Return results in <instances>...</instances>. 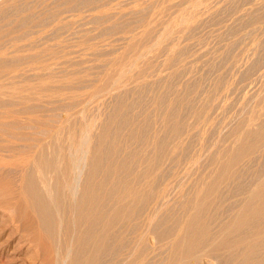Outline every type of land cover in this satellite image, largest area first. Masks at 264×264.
Returning a JSON list of instances; mask_svg holds the SVG:
<instances>
[{"label": "rangeland", "instance_id": "374dc122", "mask_svg": "<svg viewBox=\"0 0 264 264\" xmlns=\"http://www.w3.org/2000/svg\"><path fill=\"white\" fill-rule=\"evenodd\" d=\"M54 1H56V2L53 3V0H25V1L24 0H0V17H1L0 19H2V17L4 16V13L6 11H7L5 14L6 17H7V13L9 14V17L7 19L4 16L3 17L4 19H2L3 21H0V28H1L0 32H2V33H0V45H3L4 47L7 46V47H5L6 50L3 51L4 53L1 52L0 54H1V56L5 55L4 57H7L8 60L13 59L12 60L13 62H19L20 63V64L18 63V71L11 73L10 76L14 75V74L15 75L21 74L20 75V77H21L24 75L22 78H20V77H19V79L16 78L15 79L16 82H20V81L22 82L26 78H30V79L34 80L35 84L36 83L38 84L37 86L43 85L47 89V90H44V91H42L38 94H35V95H32L33 91H31L30 89L28 91L22 92V94L26 95L27 97L31 95V99H29V100H31L30 102H32V103H30V102H26V103H28V104L38 103L40 106L42 104L43 106L45 105L44 106V108H45L47 104L46 103L44 104V101L47 102L48 101L47 99H49V98L50 99L53 98L56 101L58 98V97L54 98V96H57L56 93H55V95H53V93H49V92L50 91L55 92V90H57V89L59 90L60 89L59 87H61V86H66L65 93L67 94L66 96H68V98H69V100H68V98H66L65 100H60L61 104H60V102L58 103L59 100H57V102H56L57 104L55 103L54 105H51L57 109L56 111H54L55 109L53 107L51 108L50 106H48L49 104L47 105L48 109H50L49 112H47L48 113L47 116L50 114L49 117H47V118H50L53 120L51 123H53L54 125L53 124H50V125H52V127H53V129H51V130H54V131L50 130L48 132L49 134L47 133L43 137L41 136L42 139L40 137L39 138L37 137V139H39V140L35 139V140H37L35 143L36 149H34L35 147L33 148L34 151L32 149L33 153L31 151L30 156H32L31 154H33L35 156L38 153V150H37L38 145L48 146L47 154L50 156L56 157L57 163L54 165V167H55V170L57 169L56 171L59 173V175H62L61 173H62L63 166L65 163L63 161L64 156L66 155L67 159H69V158L71 159V156H70L71 152H73V154L76 155L80 151V148H81L80 145L83 143L82 146L85 144L84 147L87 146L90 150L88 156L89 155L90 156H93V155L96 156L98 154L103 156V162L106 163V164L103 163L105 166H107V160H109L108 165L111 164L112 161L114 160L113 166H115V167H117L116 165H119V164H122L125 162L126 163L125 166L130 169L129 173H128L129 177L127 176V174L124 176V178H123V176L118 177L116 172L111 171L108 178L111 179V182L118 180L119 185H122V186L124 185V188H128L131 185L129 187L130 191L132 189H133L132 191H134V192H136L138 190L139 192L136 195V197H138V198H136V199H139V201H141L140 194L147 187L149 188L148 182L146 181L148 179V178H146L147 174H144V173H146V170L148 168V159H149V156L153 155L152 153H154L155 150L158 148L157 147L158 145H156L155 143L153 144V142H155L157 138H161V139L162 138L163 139L168 138L171 134L170 130L172 128V125L174 127V125L180 124L183 133L180 137H178L176 139V142L178 141L176 143V144H178V148L175 149L173 152V146L174 145L168 144L167 147H166V145L164 146V151L165 152L167 151L166 153L169 152L168 155L171 154L170 155L171 157L173 156L172 157L173 161L175 158H176V160L178 158L179 161L178 162H176V161L168 162L169 160H172V158L170 157L169 160L165 158L163 161L164 163H162V165L160 166L161 170L159 169L157 171H154L152 169L154 172H156L155 174L160 173V176H161L159 178L160 182L158 181L159 184L161 183L160 185L166 184L169 181L166 177H168L170 179L178 167L179 168L177 171H180L178 173L179 175L176 178L177 180L174 183L175 186L176 187L178 186V187L175 188L174 192L172 193L174 195L173 196L171 195L172 198L169 201L170 203H168V205H166L168 207L167 208L168 211L165 209L166 206H164L165 208H162V210L165 209L164 212H162V210H160L158 213L160 215L158 216V214H157L158 217L157 216L156 217L159 218V221L162 220L160 222L161 224L163 223L165 225H171L172 224L171 222H173L175 224V221H177L178 223L176 222L175 225L182 224V226H183L184 225L183 223L186 222L185 220H187L188 218L194 219L195 218L194 214L198 211L201 214L202 220H210L211 219L212 221L211 220L210 221L212 224H216L217 220L220 219V217H221V221L218 220V222H220L222 224H226L228 222L229 223L230 222L231 223H233V222L237 223V221L239 222L238 217H237L239 210L241 211L243 209L242 207L245 208L246 204H248L249 202L253 203V201H254V199L251 198V196H249L251 190L253 188L259 187V185L261 186L264 183V174H263L264 173V163H263L264 162V149H263L264 148V145H263L264 139L260 143V144L263 143L261 146H259L260 150H258L259 148L256 149L257 153L255 152V154L252 158L249 159L248 157H246L243 160H241V162L245 161L246 163L242 162L243 164L240 163L239 165H235V167H233L231 165V162H230L236 153H240V152L246 150L250 144H253V143H251L252 141L255 142V140L264 133L263 132L264 131V126H263L264 123H262V122H264V0L263 1L262 0H229V1L228 0H154V1L153 0H101V1H99V0H95V1L94 0H87L90 3V4L87 3L88 6L87 5L84 6L87 2L86 0H84L86 2H84L83 0H80V1L78 0V2L81 4L83 2L82 5H80L77 2V0H73V1L72 0H70V1L65 0L66 3L64 2V0H54ZM74 1H76V2H74ZM92 1H94L93 2L94 4L92 3ZM259 1H261V2H259ZM18 2L20 5L17 4ZM22 2L24 3V6H23ZM27 2L30 3L31 6ZM57 2H61V3L60 4L58 3V5H55V4H57ZM99 2H101V3H99ZM147 2H150L151 4L147 3ZM73 3H74V5H73ZM107 3H108V7H107ZM257 3L259 4V6H257L258 5ZM65 4L67 6H65ZM97 4H99V6H102L104 8L98 7ZM42 5H44V6H42ZM54 5H55V7H54ZM92 5L95 8H93ZM147 5H148V7H147ZM74 6H76V8H74L75 11L72 8ZM89 6H91V7H89ZM52 7L54 8V10H52L53 9ZM62 7H65L64 12L62 11L63 10ZM96 7H98V8H96ZM253 7H255V8H253ZM48 8H49V10H48ZM77 8H78V11L76 10ZM105 8H106V10H105ZM187 8H188V10H187ZM56 9H58V11ZM65 9H67V12ZM93 9H95V10H93ZM138 9H142V10H138ZM164 9H166L165 10V12L167 11L166 13L163 11ZM102 10H104V11H102ZM130 10H131V12H130ZM136 10H137V13H136ZM9 11L12 13L13 17L11 16V13ZM29 13H31V15H33V13H34V15L31 16ZM54 13H55V15H53ZM106 13H109V14H106ZM134 13H136V14H134ZM140 13H142V14H140ZM199 13L201 14V16H199L200 15ZM121 14H123V16ZM25 15H28V17L30 15V18H28L27 16H26L27 18L24 17ZM36 15H37V17H35ZM62 15H63V17H62ZM94 15H95V17H97V19L94 18ZM65 16H66V18H65ZM196 17H198V18H196ZM31 18H33V19L31 20ZM7 20H9V22ZM27 20L30 22L32 21L31 23L28 22L31 24V27L27 23ZM121 20H122V22H121ZM197 20H198V22H197ZM12 21H14V22H12ZM143 21H145V22L143 23ZM23 22H25L26 24ZM58 22H60V23L58 24ZM117 22H120V23H117ZM37 23L38 24L40 23V25L36 26ZM32 24H34V26ZM67 24H68V26H67ZM118 25H120V26H118ZM143 25H145V26H143ZM7 26L9 28H7ZM125 26H127V27H125ZM168 26L170 27V29ZM189 26H190V28H189ZM193 26H195V27H193ZM57 27H59V28H57ZM119 27H121V28H119ZM5 28H7V29H5ZM10 28H11V30H10ZM14 28H16V29H14ZM18 28L20 30H18ZM65 28H66V30H64ZM172 28H174V29H172ZM176 28H177V30H176ZM34 29H36V30H34ZM171 29H172V31H170ZM62 30H64V31L62 32ZM178 30H180V31H178ZM190 30L192 33L190 32ZM19 31L21 33L23 32V34H21ZM29 31H32V32L30 34H27L26 32L29 33ZM169 31H170V34H169ZM35 32L38 34H36ZM32 33H34L35 36ZM31 34L33 35V38L31 36ZM106 34H107V36H106ZM2 35L4 37H2ZM7 35H9V36H7ZM21 35H23V36H21ZM114 35H116V36H114ZM150 35H151V37H150ZM163 35L165 37V40L162 39V41H161V38L163 37ZM90 36H91V38H90ZM166 36H167V39H166ZM5 37H7V38H5ZM36 38H37V40H36ZM15 39H17V40L19 39V40L17 41ZM21 39H22V41H21ZM13 41H14V43H13ZM176 41H178V42H176ZM202 41H203V43H202ZM17 42H19V43H17ZM146 42H147V44H146ZM161 42H163V43H161ZM8 43H9V46H8ZM36 43H37V45H36ZM18 44H19V46H18ZM21 44H23V45H21ZM31 44H33V45H31ZM141 44H142V46H141ZM12 45H14V46L16 45L15 48L11 47ZM37 46H39V47H37ZM156 46H157V48H155ZM173 46H174V48H177V50H175L173 48ZM28 47L31 49V51L28 50L29 49ZM144 47L148 48L146 50L147 53H145L146 51L144 49H146V48H144ZM180 47H182V49ZM149 48L150 49L152 48V49L150 50ZM161 48H163V50ZM53 50H56V51H53ZM183 50H185V52H183ZM55 52H57V53H55ZM172 53H173V55H172ZM42 54H45L47 57L43 56ZM28 55H29V57H28ZM9 56H10V58H9ZM37 56H38V58H37ZM48 57H49V59H48ZM175 57L179 58V59H176ZM15 58H17V59H15ZM32 58H33V60H32ZM131 58H132V61L130 60ZM168 58H171V60L173 58L174 59L172 61H170V59L167 60ZM254 58H255V60H253ZM175 59H176V61H175V65H174L173 62ZM27 60H30V61H27ZM54 60H55V62H54ZM57 60H58V62H57ZM120 60H121V63H120ZM42 61L44 63L48 62V66H50L52 63L53 64L50 67L47 66L48 70L46 68H45L46 70L41 69V71L39 68L35 69L34 67H36V66L38 67V65L41 66V64H43V63H41ZM166 61H167V64H166ZM21 62H24L25 64L21 63ZM49 62H51V63H49ZM34 63L36 66L34 65ZM37 63H38V65H37ZM171 63L173 65H170ZM167 65H170V66H167ZM31 67L34 69H32ZM142 67H145V68L142 69ZM178 69L179 70L182 69L183 71L180 70L181 71V73H180V71ZM23 70L25 71L26 74H23V72H24ZM137 70H138V74L136 72ZM256 70H258V71H256ZM41 72H42L41 76L45 72V74L42 77L40 76ZM46 72H51V73L54 72V73L48 74ZM135 72H136V75H135ZM31 73H34V75H32ZM61 73L63 76L61 75ZM139 74L140 75L144 74L143 75L144 77L143 76L141 77ZM48 75H50V76H48ZM52 75H54V76H52ZM55 75H57V76H55ZM60 75H61V77H60ZM72 75H74V76H72ZM25 76H27V77H25ZM139 76L141 77V79H139ZM46 77L47 78L53 77L54 78V79H52L53 82H50L51 80L49 82L47 81L48 83L45 81L41 82L40 79L46 78ZM56 78H58V80L62 79V81L61 80L58 81ZM68 78H69V82L66 81V80H68ZM63 79H64L66 84L63 83L64 82ZM114 79H115V81H113ZM9 80H11V79H8V81ZM54 80H57L58 82L54 81ZM120 80H121V82H120ZM8 81L5 80L6 84ZM1 82H3V81H1ZM78 82L81 84H79ZM59 83H61V85H59ZM107 83H109V84H107ZM56 84H58L59 86L56 87L57 86ZM141 84H142V86H144L143 89L141 88L142 87ZM104 85L106 86V87H104V89H106L105 91H103ZM112 85H113V87H112ZM117 85L119 86L118 88L116 87ZM49 86L50 87L52 86V87L50 88ZM47 87H49V88H47ZM137 87H139L140 89ZM53 88H54V90H53ZM93 88H94V90H93ZM90 89L92 91L91 93L94 95V96H92L93 99H91V97H90L92 95L90 93ZM95 89H97L98 94L96 93ZM107 90L109 93L106 92ZM127 91H128V94H127ZM139 91H140V94H139ZM72 92L77 97L76 96L74 97ZM114 92H115V97H114ZM41 93H43L42 95L44 97L41 95ZM87 93H88L87 96H89L88 98H86ZM123 93H126L127 95L123 94ZM2 94H3V96H2ZM2 94L0 95L1 99H3V101L8 100L7 98H9V96H8L7 92H4ZM47 94L51 95V97L47 96ZM116 94H117V96H116ZM96 95H98V96H96ZM140 96H142V98ZM184 97H186L185 100H184ZM84 98H85V100H83ZM194 98H195V100H194ZM39 99H40V101L44 100V99H46V100L41 101V102H43V103H41L39 101ZM88 99H90V100H88ZM162 99H164V101ZM29 100H27V101H29ZM81 100H83L82 101L83 104H80V103H82V102H79ZM120 100H121V102H120ZM137 100H139V101H137ZM191 100H193V101H191ZM62 101H65V102H62ZM176 101H178V102H176ZM78 102H79V104H78ZM64 103H66V104H64ZM122 104H124V105H122ZM130 104H132L131 105V106H133L132 108H131ZM59 106H62V107H59ZM75 106H76V108H75ZM175 106L177 109L175 108ZM178 108H180V109H178ZM76 109H78V110L75 111ZM170 109H172V110H170ZM1 110L3 111L5 109L2 108V109H0V111ZM169 110H170L171 115H172V116H170L171 119H169L170 124L168 123L169 126H166L163 128L161 126H162V123L165 120L167 114L170 113ZM173 110H175V111H173ZM74 111L77 114H74ZM160 113H161V115H160ZM201 113H202V115H201ZM163 114H164V116H163ZM121 115H123V116H121ZM117 116L122 117V121H120V118ZM124 116H126V117H124ZM65 117H67L66 118L67 123H69L73 120L71 123L73 124V122H74V127H75L74 130L77 133L79 132V134H80L81 132H83V134L81 133L82 134L81 139H79L80 137H78L80 135H77V133H76V135H77L76 141H78V142H76V144L75 143L73 144L71 142L70 134L72 131L70 132L69 129H66L67 132L65 130L64 134L60 133V136L57 132V129L59 127L63 126L62 124L65 121L64 120ZM179 118L181 121L179 120ZM259 118H260V120H257ZM70 119H72V120H70ZM90 119L91 120L93 119L92 120L93 122H91ZM113 119H115V120H113ZM172 119H174V121ZM261 119H263V121L258 122V121H261ZM124 120L125 121L128 120V121L125 122ZM114 121H116V123H117V121L118 122L120 121L119 126H120L121 130L119 129V126H117L118 123L116 125V123ZM105 122H106V124H105ZM128 122H129V124H128ZM137 122H138V124H137ZM147 122H148V124H147ZM87 123L93 124L94 128L92 127L91 124H89L87 126ZM102 123H104V125ZM120 123H121V125H120ZM257 123H259V125ZM261 123L263 125H261ZM77 124H80V125H77ZM123 124H124V126H122ZM134 125H136V126H134ZM170 125H171V127H170ZM78 126H79V128H77ZM103 126H104V128H102ZM143 126L145 128V129L143 128L144 130L142 129ZM259 126H260V128H258ZM99 127H100V129H99ZM108 127H110V128H108ZM123 127H125V128L123 129ZM138 128H140L141 130ZM256 128H258V129H256ZM152 130H154V131H152ZM135 131H136V133H135ZM118 132H119V134H118ZM252 132H254V133H252ZM66 133L68 135H66ZM91 133H93V134L91 135ZM127 133H129V134H127ZM245 133H246V135H245ZM150 135H152V136H150ZM117 136H118V138H117ZM244 136H245V138H244ZM88 137H90V139L93 137L94 138L92 140H89ZM110 137H112L114 139L111 140ZM84 138L87 139L86 143H85V141H83V140H86ZM249 138H250V141H249ZM253 138H254V140H253ZM147 139H148V141H146ZM238 139L240 142L238 141ZM242 139H243V141H242ZM91 141H92V144H91ZM105 141H106V143H105ZM37 142H38V145H37ZM88 142L90 143V145ZM107 142H108V144H107ZM119 143H120V145L122 144L121 147L119 146ZM148 143L150 145H148ZM103 144H105V145H103ZM188 144H190V145H188ZM171 146H172V148H171ZM235 146H236V148H235ZM145 147H146V149H144ZM122 148H123V150H122ZM182 148H184V149H182ZM99 149H102V150L99 151ZM103 149L105 150V152ZM107 150H109V151H107ZM147 150H150V151H147ZM224 150H225V152H227L226 154H225ZM106 151L108 152V154ZM219 151L223 152V154L219 153ZM115 152H117L118 155ZM229 152H231V155ZM62 153H63V156H62ZM228 153L230 155L229 157H228ZM109 154L113 155V156L116 155V156L114 157L113 160H110ZM210 154H212L213 156ZM218 154H219L218 158L223 155L219 160H218L217 156H215ZM183 155L186 157H184ZM224 156H227V158L225 159ZM121 157H122V160H121ZM180 158L183 161L182 160L180 161ZM215 158H216V160H215ZM124 159H125V161H124ZM135 160L137 161L136 163H135ZM127 161H129V162H127ZM130 161H131V163H130ZM208 161H209V163H207ZM219 161H223L224 163L219 162ZM167 162L169 163V165ZM172 162H173V165H175V167L172 165ZM181 162L182 163L184 162V163L182 164ZM127 163L129 166L127 165ZM178 163L179 164L181 163V164L179 165ZM220 163H222L223 165H221ZM200 164H201V166H199ZM226 164L229 167H227ZM171 166H173V167H171ZM187 166H188V168H187ZM131 167L133 170L136 167V169L133 171L134 173L132 172ZM170 167L172 169H170ZM181 168H183V169H181ZM163 169H164V171H163ZM220 169H221V171H220ZM14 170H15V172H14ZM141 170H142V172H141ZM168 170L170 171V173H167ZM139 171H140V173H142V175L139 173ZM177 171L175 174H177ZM182 171H184L185 174L181 175L183 173ZM227 171H229V172H227ZM253 171H254V173H253ZM130 172H132L133 174H130ZM154 172H153V174H154ZM161 172H162V174L164 173L163 176H166L163 178V180H162ZM244 172H246V173H244ZM18 173H19V170H16L14 168H10V167L0 168V190H1L0 191V264H65V262H66V264H72L69 262V260H64L65 258H64L63 253L65 251V242H66L65 240H69V239L74 240L77 237L74 235H76L78 232L73 231L74 233L72 232L68 236H67V234L65 235V229H62L64 227L63 226L64 223L60 222V220L58 222L59 226L57 225V227L55 229L45 230L42 226L39 225V218H38L37 214H32V213L28 214L25 210H23L19 206V204L17 203V199H16V189H17V184H18V179H19L18 177L20 174V173L19 174ZM222 173H223L224 178L226 175L228 176L229 174L233 175V174L239 173V175H237L238 176L237 179H235L236 178L235 177V178L228 179V181H227L225 178V181L221 182L222 180H224V178L222 177ZM99 174H98L97 178H96V175L94 177H92V180L94 182H96V180H98V177L102 176V172H99ZM190 174H191V177H190ZM112 175H115V177ZM145 175H146V177H145ZM217 175H220V176H217ZM126 176H127V178H126ZM73 177H74V168L71 167L70 170H68V172L66 173L65 177L63 176V178L62 177L60 178L61 182L63 180L66 181V184H67L65 186L66 189L63 187L66 193H68V191L70 190V188L74 184L73 183ZM138 177L140 178V180ZM116 178H118V179H116ZM119 178H120V181L122 183L119 181ZM126 179H127V181H126ZM160 179L162 180V182ZM165 179L167 180V182L166 181L164 182ZM211 180L213 183H211ZM64 181H63V183H64ZM123 181H125V182H123ZM239 181L240 182L243 181V182H241L242 185ZM135 182L137 185L135 184ZM163 182H164V184H162ZM217 182H219V184H217ZM125 183H126V185H125ZM210 185L214 186V187L212 186L210 188L211 190H209ZM237 185H238V187H239V185L242 186L243 190L245 189L244 191H246V193H244L242 191V188L239 189V192H238ZM2 186H3V188H2ZM232 188H234V189L232 190ZM226 189H227V191H226ZM224 190L226 192H224ZM240 190H241V192H240ZM130 191L129 192L127 191L128 196H124V198L126 197L125 199H123V197H120V196L114 194V197L111 198L110 205L113 206V204H114V206H113L114 208L116 205V206H121V207L124 206L123 207L124 210L128 209L135 200L134 192H130ZM235 192H236V194H235ZM206 193H208V194H206ZM221 193L222 194L225 193V194H223L224 197L228 198L226 201V203H227L226 205L223 204V199H225V198L223 196H222V198H220ZM229 193H231V195H229ZM239 193H241V194L239 195ZM200 194H202L203 197L200 196ZM217 194H219V195H217ZM207 195H209V196H207ZM226 195H229V196L226 197ZM201 197L203 198L202 200H201ZM214 197L215 198L217 197V199H215ZM114 199H116V200H114ZM221 199H222V202H221ZM180 200H181V203L179 202ZM215 200H217L216 206H215L216 202H213ZM172 201H175V202L172 204ZM195 201H196V204H195ZM186 202L188 204H190V206H188V204ZM230 202H231V204H230ZM125 203H126V205H125ZM205 203L208 205H206ZM219 203H221L223 205L219 206L220 205ZM237 203H238V206L237 205L235 206L234 204H237ZM169 204L171 206H169ZM192 204L195 208L192 206ZM211 205L212 206L214 205V206L212 207ZM203 206H204V209H203ZM223 206H226V208H227V210H225V212H223L227 215L220 214L217 219H216V217L212 216L213 212L219 211V209H221V208L222 209L225 208ZM189 207H191L192 209ZM188 208L190 209V211ZM205 208H207V209L205 210ZM229 208H233V209H229ZM199 209H200V211H199ZM76 211H77V209H76ZM202 211H204V212L202 213ZM226 211H227V213H226ZM206 212L210 213V215H207ZM75 213H77V212H75ZM229 213H230V215H228ZM74 215H76V214H74ZM221 215H223V216H221ZM209 216L214 217V218H210ZM170 218H172V219H170ZM173 218H175V219L178 218V220L177 219L174 220ZM215 219H216V221H215ZM137 220L139 221L140 219L139 218L135 219V221H137ZM124 222H125V224L127 223V225H128L127 220L123 221V224H124ZM259 223H262V222H259ZM174 224H172V225H174ZM259 229H260V231H258ZM261 229H263V230H261ZM120 230H122V226L120 227ZM248 230H249L247 232L248 235L251 236L250 234H252L250 239H254L255 242H258V240L261 239V235L262 236L264 235V225H263V227H260V228L252 227V229H251V227H249ZM99 232H100V234H102V231H99ZM99 232L93 231L90 234L91 236L89 235L90 242H89V246H88L89 248L87 250H89V252L91 251V253L94 252L95 243L98 241V238L100 237ZM257 232H259V233H257ZM174 236H175V234H174ZM174 236L172 235V239L174 238ZM133 237H134L133 234L130 233V236H129L130 240H128V236L126 238L127 242L130 244L129 249H131V250L138 247L137 246L138 243L134 239H132ZM170 237L171 236H169L167 238V240ZM255 237L257 239H255ZM248 239L249 238H247V240ZM109 240H112V238H110ZM109 240H108V242H112V241L115 242L117 240V238L113 237L112 241H109ZM167 240L165 239L164 241H167ZM170 240H171V238L169 239V241ZM147 241H148L147 244L148 245L150 244L149 249H151V248L155 249L154 246H156V244H155L156 240L152 236H149ZM169 241L163 243L161 245V248H159L157 250L153 249V251H151L152 250L151 249L150 252H152V253L149 254L148 257L144 259V261H142L143 259H136V257L132 256V255L127 258L126 256H129V255L125 256L124 255L125 253L124 254L120 253L119 255H115L114 253H112L111 250L107 251L106 258L108 261L104 264H110L111 261L119 260L120 257H121V259H122V257L123 258L125 257L128 261H130V262L132 261L130 264H143V263L147 264L148 262H149L148 264H154L155 262H156L155 264H157V263L165 264L166 262H168V261H166V259H169V256H170L169 253H171V251L173 249L171 247L172 242L168 243ZM260 241L261 240H259V242ZM130 242H132V243H130ZM166 244L169 245V248ZM90 246H91V248H90ZM73 247H74V249H72V250H76L75 245ZM130 247H134V248H130ZM157 251H159V252H157ZM259 251H261V252H259ZM262 251H263V249L258 250L256 252V255L257 256L259 255L262 257V255H264V251L263 252ZM153 252H155V253H153ZM110 253H112V254H110ZM260 253H262V255ZM154 254H156L157 256ZM108 257L110 259L111 258L112 259L109 260ZM132 257H133V259H132ZM162 257L164 258V260ZM200 257H201L200 258L201 264H219L215 257L205 256V255H200ZM125 258L123 260H121V259L120 260L124 262ZM185 259H186V261L190 260L191 262L194 260L192 258H185ZM127 260H125V261H127ZM153 261H155V262H153ZM231 262L232 261H230V263L228 262L227 264L235 263L234 261L232 263Z\"/></svg>", "mask_w": 264, "mask_h": 264}, {"label": "bare ground", "instance_id": "6f19581e", "mask_svg": "<svg viewBox=\"0 0 264 264\" xmlns=\"http://www.w3.org/2000/svg\"><path fill=\"white\" fill-rule=\"evenodd\" d=\"M25 1V0H24ZM70 1V0H68ZM73 1V0H72ZM80 1V0H79ZM84 1V0H83ZM87 1V0H86ZM84 1V2H86ZM95 1V0H94ZM92 1V3L94 2ZM101 1V0H99ZM154 1V0H153ZM229 1V0H228ZM263 1V0H262ZM7 2V1H6ZM12 2V1H11ZM56 2L53 0V3ZM62 2V1H61ZM61 2H57V4L55 5H58V3L60 4ZM65 2V0H64ZM76 2V1H74ZM78 2V0H77ZM98 2V1H97ZM151 2V1H150ZM150 2H147V3H150ZM156 2V1H155ZM154 2V3H155ZM158 2V1H157ZM261 2V1H259ZM2 3V2H1ZM4 3V2H3ZM21 3V2H20ZM23 3V2H22ZM28 3V2H27ZM66 3V2H65ZM69 3V2H68ZM79 3V2H78ZM87 3H89V1L86 2V4L84 6L87 5ZM96 3V2H95ZM101 3V2H99ZM232 3V2H231ZM238 3V2H237ZM7 4V3H6ZM19 4V2L17 3ZM26 4V3H25ZM30 5V3H28ZM80 5L82 4L79 3ZM90 4V3H89ZM94 4V3H93ZM104 4V3H103ZM151 4V3H150ZM153 4V3H152ZM158 4V3H157ZM249 4V3H248ZM258 4V3H257ZM20 5V4H19ZM54 5V7H55ZM74 5V3H73ZM170 5V4H169ZM232 5V4H231ZM239 5V4H238ZM263 5V4H262ZM8 6V5H7ZM23 6H24V3H23ZM26 6V5H25ZM31 6V5H30ZM36 6V5H35ZM44 6V5H42ZM65 6H67L65 4ZM69 6V5H68ZM72 6V5H71ZM70 6V7H71ZM77 6V5H76ZM76 6L72 7L73 9L76 8ZM83 6V7H84ZM88 6V5H87ZM96 6V5H95ZM98 7H102V6H99V4H97ZM105 6V5H104ZM256 6V5H255ZM259 6V4L257 5ZM91 7V6H89ZM93 7V5H92ZM96 7V8H98ZM107 7H108V3H107ZM148 7V5H147ZM185 7V6H184ZM192 7V6H191ZM29 8V7H28ZM47 8V7H46ZM53 8V7H52ZM57 8V7H56ZM63 8V12H64V8L65 7H62ZM61 8V9H62ZM69 8V7H68ZM71 8V9H72ZM88 8V7H87ZM86 8V9H87ZM95 8V7H93ZM104 8V7H102ZM146 8V7H145ZM162 8V7H161ZM208 8V7H207ZM255 8V7H253ZM10 9V8H9ZM72 9V10H73ZM192 9V8H191ZM251 9V8H250ZM8 10V9H7ZM24 10V9H23ZM49 10V8H48ZM54 10V8L52 9ZM58 11V9H56ZM66 12H67V9H65ZM69 10V9H68ZM78 11V8L76 9ZM95 10V9H93ZM99 10V9H98ZM106 10V8H105ZM133 10V9H132ZM138 10H142V9H138ZM166 9H164L163 11L165 12ZM188 10V8H187ZM198 10V9H197ZM202 10V9H201ZM244 10V9H243ZM61 11V10H60ZM61 11V12H62ZM75 11V9H74ZM83 11V10H82ZM92 11V10H91ZM104 11V10H102ZM160 11V10H159ZM253 11V10H252ZM7 12V11H6ZM6 12L4 13V16L6 17ZM10 12V11H9ZM69 12V11H68ZM73 12V11H72ZM131 12V10H130ZM134 12V11H133ZM148 12V11H147ZM167 12V11H166ZM165 12V13H166ZM186 12V11H185ZM184 12V13H185ZM188 12V11H187ZM196 12V11H195ZM198 12V11H197ZM200 12V11H199ZM250 12V11H249ZM11 13V12H10ZM136 13H137V10H136ZM134 13V14H136ZM209 13V12H208ZM28 14V13H27ZM31 15V13H29ZM58 14V13H57ZM64 14V13H63ZM66 14V13H65ZM106 14H109V13H106ZM131 14V13H130ZM142 14V13H140ZM183 14V13H182ZM200 14V13H199ZM247 14V13H246ZM30 15L28 17V15H25L24 17H28L30 18ZM34 15V13H33ZM31 15V16H33ZM55 15V13L53 14ZM70 15V14H69ZM123 16V14H121ZM180 15V14H179ZM195 15V14H194ZM197 15V14H196ZM3 16V17H4ZM11 16H12V13H11ZM127 16V15H126ZM185 16V15H184ZM201 16V14L199 15ZM260 16V15H259ZM2 17V19H4ZM9 17V14L7 13V17L6 19ZM13 17V16H12ZM26 17V18H27ZM37 17V15L35 16ZM63 17V15H62ZM61 17V18H62ZM92 17V16H91ZM120 17V16H119ZM1 18V17H0ZM60 18V19H61ZM66 18V16H65ZM94 18L97 19V17H95L94 15ZM125 18V17H124ZM187 18V17H186ZM198 18V17H196ZM218 18V17H217ZM2 19H0V21H3ZM10 19V18H9ZM33 18H31L32 20ZM41 19V18H40ZM126 19V18H125ZM178 19V18H177ZM210 19V18H209ZM30 20V19H29ZM50 20V19H49ZM62 20V19H61ZM109 20V19H108ZM107 20V21H108ZM194 20V19H193ZM6 21V20H5ZM9 22V20H7ZM63 21V20H62ZM90 21V20H89ZM105 21V20H104ZM112 21V20H111ZM7 22V23H8ZM14 22V21H12ZM26 22V21H25ZM23 22V23H25ZM30 22L27 20V23ZM32 22V21H31ZM30 22V23H31ZM43 22V21H42ZM65 22V21H64ZM109 22V21H108ZM122 22V20H121ZM145 21H143L144 23ZM193 22V21H192ZM198 22V20H197ZM11 23V22H10ZM28 23L31 27V24ZM60 22H58L59 24ZM117 23H120V22H117ZM26 24V23H25ZM114 24V23H113ZM123 24V23H122ZM187 24V23H186ZM200 24V23H199ZM28 25V26H29ZM34 26V24H32ZM37 25H40V23L36 24ZM43 25V24H42ZM100 25V24H99ZM137 25V24H136ZM32 26V27H33ZM61 26V25H60ZM68 26V24H67ZM120 26V25H118ZM129 26V25H128ZM145 26V25H143ZM171 26V25H170ZM247 26V25H246ZM5 27V26H4ZM29 27V28H30ZM97 27V26H96ZM127 27V26H125ZM169 27V26H168ZM195 27V26H193ZM192 27V28H193ZM7 28H9L7 26ZM5 28V29H7ZM39 28V27H38ZM59 28V27H57ZM56 28V29H57ZM116 28V27H115ZM118 28V27H117ZM121 28V27H119ZM149 28V27H148ZM147 28V29H148ZM175 28V27H174ZM172 28V29H174ZM179 28V27H178ZM190 28V26H189ZM188 28V29H189ZM191 28V29H192ZM197 28V27H196ZM233 28V27H232ZM16 29V28H14ZM77 29V28H76ZM126 29V28H125ZM170 29V27H169ZM172 29L170 31H172ZM9 30V29H8ZM11 30V28H10ZM9 30V31H10ZM18 30H20L18 28ZM36 30V29H34ZM38 30V29H37ZM66 30V28L64 29ZM62 30V32L64 31ZM101 30V29H100ZM177 30V28H176ZM181 30V29H180ZM178 30V31H180ZM0 31H1V28H0ZM86 31V30H85ZM103 31V30H102ZM165 31V30H164ZM168 31V30H167ZM170 31H169V34H170ZM194 31V30H193ZM14 32V31H13ZM20 32V31H19ZM32 31H29L26 32L27 34H30ZM39 32V31H38ZM73 32V31H72ZM166 32V31H165ZM191 32V30H190ZM2 33V32H0ZM5 33V32H4ZM3 33V34H4ZM18 33V32H17ZM21 33V32H20ZM36 33V32H35ZM42 33V32H41ZM100 33V32H99ZM110 33V32H109ZM124 33V32H123ZM192 33V32H191ZM23 34V32L21 33ZM34 35V33H32ZM31 34L32 38H33V35ZM38 34V33H36ZM59 34V33H58ZM57 34V35H58ZM128 34V33H127ZM172 34V33H171ZM176 34V33H175ZM15 35V34H14ZM13 35V36H14ZM9 36V35H7ZM12 36V37H13ZM19 36V35H18ZM23 36V35H21ZM29 36V35H28ZM30 36V37H31ZM35 36V35H34ZM107 36V34H106ZM116 36V35H114ZM124 36V35H123ZM147 36V35H146ZM161 36V35H160ZM159 36V37H160ZM203 36V35H202ZM2 37H4L2 35ZM16 37V36H15ZM145 37V36H144ZM151 37V35H150ZM164 37V35H163ZM161 38V41L162 39L165 40V37L164 38ZM7 38V37H5ZM4 38V39H5ZM91 38V36H90ZM30 39V38H29ZM40 39V38H39ZM84 39V38H83ZM159 39V38H158ZM166 39H167V36H166ZM8 40V39H7ZM11 40V39H10ZM13 40V39H12ZM17 40V39H15ZM19 40V39H18ZM17 40V41H18ZM24 40V39H23ZM37 40V38H36ZM114 40V39H113ZM138 40V39H137ZM145 40V39H144ZM143 40V41H144ZM22 41V39H21ZM115 41V40H114ZM142 41V42H143ZM147 41V40H146ZM20 42V41H19ZM17 42V43H19ZM178 42V41H176ZM12 43V42H11ZM14 43V41H13ZM141 43V42H140ZM144 43V42H143ZM142 43V44H143ZM163 43V42H161ZM169 43V42H168ZM167 43V44H168ZM174 43V42H173ZM203 43V41H202ZM16 44V43H15ZM141 44V46H142ZM147 44V42H146ZM159 44V43H158ZM171 44V43H170ZM23 45V44H21ZM33 45V44H31ZM37 45V43H36ZM35 45V46H36ZM140 45V44H139ZM161 45V44H160ZM8 46H9V43H8ZM16 46V45H15ZM14 45H12L11 47L15 48ZM19 46V44H18ZM29 46V45H28ZM146 46V45H145ZM149 46V45H148ZM185 46V45H184ZM7 47V46H5ZM3 45H0V53H4L3 51L6 50ZM30 47V46H29ZM28 47V48H29ZM39 47V46H37ZM90 47V46H89ZM140 47V46H139ZM151 47V46H150ZM190 47V46H189ZM18 48V47H17ZM132 48V47H131ZM146 49H144L145 51L148 49L147 47H144ZM157 48V46L155 47ZM166 48V47H165ZM169 48V47H168ZM174 48V46H173ZM182 49V47H180ZM10 49V48H9ZM20 49V48H19ZM57 49V48H56ZM150 49V48H149ZM152 49V48H151ZM150 49V50H151ZM163 50V48H161ZM171 49V48H170ZM175 50H177V48H174ZM11 50V49H10ZM25 50V49H24ZM23 50V51H24ZM28 50L31 51V49L29 48ZM165 50V49H164ZM187 50V49H186ZM19 51V50H18ZM53 51H56V50H53ZM131 51V50H130ZM149 51V50H148ZM168 51V50H167ZM182 51V50H181ZM11 52V51H10ZM135 52V51H134ZM172 52V51H171ZM170 52V53H171ZM183 52H185V50H183ZM21 53V52H20ZM53 53V52H52ZM57 53V52H55ZM70 53V52H69ZM133 53V52H132ZM147 53V51L145 52ZM174 53V52H173ZM172 53V55H173ZM19 54V53H18ZM38 54V53H37ZM50 54V53H49ZM200 54V53H199ZM8 55V54H7ZM43 56H46L45 54H42ZM126 55V54H125ZM134 55V54H133ZM139 55V54H138ZM5 56V55H4ZM4 56H1L0 54V95L4 92H7L9 98H7L8 100H5L3 101V99H1L0 97V109H5V110H1L0 111V168H3V167H10V168H14L16 170H19V179H18V184H17V189H16V199H17V203L19 204V206L25 210L28 214H37L38 218H39V225L42 226L45 230H51V229H55L58 225V222L60 220V222L64 223L63 224V228L62 229H65V235L67 234L70 235L73 231H77L78 233L74 236H77L74 240L72 239H69V240H65V251H64V260H69L70 263L72 264H104L106 263L108 260L106 258L107 256V251H112V253H114L115 255H119L120 253L124 254L125 256L126 255H129V256H126L127 258L130 257L131 255L132 256H135L136 259H143L142 261H144L145 258L148 257L149 254H151L153 251L154 248H151L149 249V245L147 244V240L149 238V236H152L156 241H155V244L156 246L154 250H157L159 248H161V245L167 241H169V239L171 238V240L168 242H172L171 244V247L173 248L170 256H169V259H166V262L167 264H201V261H200V255H205V256H212V257H215L218 261L219 264H227L228 262L230 263V261H234L235 263L233 264H264V255H262V253H260L262 255L261 256H257L256 255V252L258 250H261L263 249L264 251V235L262 236L261 235V240L259 242H255L254 239H250V237L252 236V234H250L251 236L248 235V229L249 227H255V228H260V227H263L264 225V183L259 187H256V188H253L250 192V195L251 198L254 199L253 203L249 202L248 204H246V207H242L243 209L237 214V217H238V220L239 222L237 221V223L233 222V223H226V224H222L219 221H221V217L220 219L217 220V223L216 224H212L210 220H202L201 218V214L197 211L194 215H195V218L193 219H187L185 220L186 222L183 223L184 225L182 226V224H176L177 221H175V224L173 222H171L172 224L174 225H165V224H161L160 222L162 221H159V218H157L160 214L159 211L162 210V208H165L164 206L168 205V203H170V199L172 198L171 195L173 196L174 194H172L175 190V188H177L175 186V182H176V178L177 176L179 175L178 173L180 171H177L178 168H177V174L176 171L175 173L171 176V178L169 179L168 177L166 176H163L162 172V180L164 177H166L169 181L167 182V180L165 179L164 182L166 181L167 183L164 184V182L162 184L164 185H160L159 184V178L161 177L160 176V173L159 174H155L156 172L154 171H157L160 169V166L162 165V163H164V159H168L171 157L170 155H168V153H166L164 151V146L166 145V147L169 145H174L173 146V152L175 149L178 148V144H176V139L178 137H180L183 133L182 131V128H181V125L180 124H177V125H172V128H171V134L168 138H157L155 142H153V144L155 143L156 145H158L157 149L155 150L154 153H152L153 155H150L149 156V159H148V168L146 170V173L144 174H147V177L145 175L146 178H148L146 181L148 182V185H149V188L147 187L141 194H140V199L141 201H139V199H136L138 197H136L137 193L139 192L138 190L136 192L134 191H130L129 187L131 186H127L128 188H124V185H119V182L118 180L116 181H112L111 182V179L108 178V176L110 175L111 171L113 172H116L118 177H122L124 178V176L127 174L128 176V173H129V168L125 166V162L122 163V164H119V165H116L117 167L113 166L114 165V157L116 156H113V155H110L109 154V159L110 160H113L111 164L108 165V161L107 160V166H105L103 162V156L98 154L96 156H88L89 154V148L87 147H84L85 144L82 146V144L80 145V151L74 155L73 152H71L70 156H71V159H67L66 158V155L64 156V159L63 161L65 162L64 163V166H63V170H62V175H59V173L55 170V167L54 165L57 163V159L55 156H50L47 154V150H48V146H45V145H38V142H37V145H38V153L34 156L33 154H31L32 156H30V153L32 151V149L35 147V143L37 140V137L41 138L46 135L51 129H53L52 125L50 124H53L51 123L53 120L50 119V118H47L49 117V115L47 116V112H49L50 109H48L47 105L50 106L51 108L53 107L56 111L57 109L54 107V106H51V105H54L57 100L58 103L60 102V100H65L66 98H68V96H66L67 94L65 93V90H66V86H61L59 87L60 89L57 91L55 90V92H52L50 91L49 93H53V95H56L57 96H54L55 97H58L57 100L55 101L53 98L52 99H47L48 103L44 100H41V101H44V104L46 103V107L44 108V106L41 104V106L38 104V103H35V104H28L26 102H30L31 100V95L30 96H26V95H23L22 92H25V91H28L29 89L31 91H33L32 95H35V94H38L44 90H47L43 85H39L37 86L38 84L34 83V80L33 79H30V78H26L25 80H23L22 82H16V78L19 79L20 75H11V73H14L16 71H18V63L19 62H13L12 60H8L7 57H4ZM19 56V55H18ZM26 56V55H25ZM42 56V57H43ZM129 56V55H128ZM131 56V55H130ZM170 56V55H169ZM20 57V56H19ZM27 57V56H26ZM25 57V58H26ZM29 57V55H28ZM47 57V56H46ZM65 57V56H64ZM173 57V56H172ZM10 58V56H9ZM38 58V56H37ZM40 58V57H39ZM123 58V57H122ZM128 58V57H127ZM134 58V57H133ZM150 58V57H149ZM176 58V57H175ZM214 58V57H213ZM17 59V58H15ZM49 59V57H48ZM136 59V58H135ZM138 59V58H137ZM171 60V58H168L167 60ZM176 59H179V58H176ZM176 59L174 60V65H175V61ZM33 60V58H32ZM36 60V59H35ZM34 60V61H35ZM47 60V59H46ZM69 60V59H68ZM132 61V58L130 59ZM129 60V61H130ZM255 60V58L253 59ZM25 61V60H24ZM27 61H30V60H27ZM72 61V60H71ZM169 61V62H170ZM55 62V60H54ZM58 62V60H57ZM127 62V61H126ZM138 62V61H137ZM21 63H24V62H21ZM43 64L38 65V67H34L35 69L36 68H39L40 71L41 69H47V66H48V62L47 63H44L43 61L41 62ZM51 63V62H49ZM120 63H121V60H120ZM243 63V62H242ZM20 64V63H19ZM25 64V63H24ZM28 64V63H27ZM53 64V63H52ZM51 64V65H52ZM61 64V63H60ZM63 64V63H62ZM124 64V63H123ZM166 64H167V61H166ZM187 64V63H186ZM245 64V63H244ZM50 65V64H49ZM50 65V66H51ZM170 65H173L172 63ZM170 65H167V66H170ZM256 65V64H255ZM28 66V65H27ZM48 66V67H50ZM72 66V65H71ZM103 66V65H102ZM139 66V65H138ZM137 66V67H138ZM21 67V66H20ZM33 67V66H32ZM31 67V68H32ZM130 67V66H129ZM161 67V66H160ZM254 67V66H253ZM23 68V67H22ZM30 68V69H31ZM32 68V69H34ZM56 68V67H55ZM123 68V67H122ZM145 68V67H142V69ZM170 68V67H169ZM21 69V68H20ZM45 69V70H46ZM51 69V68H50ZM64 69V68H63ZM121 69V68H120ZM139 69V68H138ZM141 69V68H140ZM189 69V68H188ZM253 69V68H252ZM256 69V68H255ZM262 69V68H261ZM29 70V69H28ZM48 70V69H47ZM112 70V69H111ZM118 70V69H117ZM135 70V69H134ZM174 70V69H173ZM179 70V69H178ZM182 70V69H180ZM179 70V71H180ZM24 71V70H23ZM22 71V72H23ZM38 71V70H37ZM56 71V70H55ZM60 71V70H59ZM63 71V70H62ZM68 71V70H67ZM132 71V70H131ZM183 71V70H182ZM258 71V70H256ZM29 72V71H28ZM61 72V71H60ZM65 72V71H64ZM108 72V71H107ZM134 72V71H133ZM137 74H138V70L136 71ZM136 72H135V75H136ZM262 72V71H261ZM18 73V72H17ZM20 73V72H19ZM46 73H51V72H46ZM54 72H52L51 74H53ZM56 73V72H55ZM59 73V72H58ZM68 73V72H67ZM94 73V72H93ZM172 73V72H171ZM176 73V72H175ZM179 73V72H178ZM181 73V71H180ZM179 73V74H180ZM23 74H26L25 71L23 72ZM32 75H34V73H31ZM37 74V73H36ZM42 72L40 73V76H41ZM45 74V72H44ZM43 74V75H44ZM69 74V73H68ZM110 74V73H109ZM173 74V73H172ZM177 74V73H176ZM178 74V75H179ZM42 75V76H43ZM59 75V74H58ZM62 75V73H61ZM60 75V77H61ZM77 75V74H76ZM93 75V74H92ZM115 75V74H114ZM140 75V74H139ZM144 74L140 75L141 77L143 76ZM174 75V74H173ZM24 76V75H23ZM23 76H21L20 78H22ZM41 76V77H42ZM50 76V75H48ZM47 76V77H48ZM54 76V75H52ZM57 76V75H55ZM63 76V75H62ZM66 76V75H65ZM74 76V75H72ZM116 76V75H115ZM139 76V79H141V77ZM175 76V75H174ZM173 76V77H174ZM243 76V75H242ZM27 77V76H25ZM41 78V82L42 81H45V82H53L52 79H54L53 77H49V78ZM59 77V76H58ZM67 77V76H66ZM65 77V78H66ZM105 77V76H104ZM107 77V76H106ZM120 77V76H119ZM138 77V76H137ZM144 77V76H143ZM73 78V77H72ZM121 78V77H120ZM179 78V77H178ZM8 79H11L8 81ZM58 80V78H56ZM81 79V78H80ZM109 79V78H108ZM5 80H7V84L5 82ZM15 80V81H14ZM57 80H54V81H57ZM62 81V79H59ZM58 80V81H59ZM66 80V79H65ZM72 80V79H71ZM77 80V79H76ZM118 80V79H117ZM136 80V79H135ZM3 81V82H1ZM11 81V82H10ZM57 81V82H58ZM64 81V79H63ZM67 82H69V78L68 80H66ZM115 81V79L113 80ZM137 81V80H136ZM243 81V80H242ZM5 82V83H4ZM47 82V83H48ZM56 82V83H57ZM121 82V80H120ZM138 82V81H137ZM39 83V82H38ZM64 84L65 81L63 82ZM79 83V82H78ZM142 83V82H141ZM172 83V82H171ZM53 84V83H52ZM81 84V83H79ZM84 84V83H83ZM106 84V83H105ZM109 84V83H107ZM112 84V83H111ZM114 84V83H113ZM174 84V83H173ZM50 85V84H49ZM54 85V84H53ZM58 87L59 85H61V83L56 84ZM75 85V84H74ZM129 85V84H128ZM47 86V85H46ZM55 86V85H54ZM142 86V84H141ZM226 86V85H225ZM50 87V86H49ZM47 87V88H49ZM52 87V86H51ZM50 87V88H51ZM104 87H106L105 85L103 86V89ZM108 87V86H107ZM113 87V85H112ZM117 88L119 87L118 85L116 86ZM144 86H142L141 88L143 89ZM171 87V86H170ZM130 88V87H129ZM139 88V87H137ZM72 89V88H71ZM83 89V88H82ZM108 89V88H107ZM122 89V88H121ZM127 89V88H126ZM140 89V88H139ZM51 90V89H50ZM54 90V88H53ZM81 90V89H80ZM94 90V88H93ZM106 89H104L103 91H105ZM110 90V89H109ZM57 91V92H56ZM82 91V90H81ZM96 93H97V89H95ZM135 91V90H134ZM138 91V90H137ZM192 91V90H191ZM59 92V93H58ZM67 92V91H66ZM71 92V91H70ZM78 92V91H77ZM76 92V93H77ZM85 92V91H84ZM91 89H90V93H91ZM108 92V90L106 91ZM188 92V91H187ZM69 93V92H68ZM73 93V92H72ZM75 93V94H76ZM80 93V92H79ZM109 93V92H108ZM43 93H41L42 95ZM92 94V93H91ZM90 94V95H91ZM98 94V93H97ZM119 94V93H118ZM123 94H126V93H123ZM127 94H128V91H127ZM126 94V95H127ZM139 94H140V91H139ZM166 94V93H165ZM40 95V96H41ZM46 95V94H45ZM74 95V93H73ZM72 95V96H73ZM80 95V94H79ZM88 93L86 94V98H88L89 96H87ZM160 95V94H159ZM177 95V94H176ZM3 96V94H2ZM43 96V95H42ZM47 96L51 97V95H48ZM46 96V97H47ZM71 96V95H70ZM69 96V97H70ZM76 95H74L75 97ZM92 96H94L93 94L90 96L91 99ZM98 96V95H96ZM117 96V94H116ZM167 96V95H166ZM188 96V95H187ZM44 97V96H43ZM77 97V96H76ZM114 97H115V92H114ZM138 97V96H137ZM142 98V96H140ZM159 97V96H158ZM5 98V97H4ZM36 98V97H35ZM38 98V97H37ZM71 98V97H70ZM108 98V97H107ZM186 97H184V100H185ZM252 98V97H251ZM95 99V98H94ZM106 99V98H105ZM116 99V98H115ZM137 99V98H136ZM140 99V98H139ZM176 99V98H175ZM193 99V98H192ZM29 100V101H27ZM69 100V98H68ZM74 100V99H73ZM85 100V98L83 99ZM83 100L79 101V102H82ZM90 100V99H88ZM164 101V99H162ZM161 100V101H162ZM178 100V99H177ZM195 100V98H194ZM40 101V99H39ZM40 101V102H41ZM104 101V100H103ZM117 101V100H116ZM115 101V102H116ZM129 101V100H128ZM139 101V100H137ZM166 101V100H165ZM173 101V100H172ZM193 101V100H191ZM39 102V103H40ZM62 102H65V101H62ZM78 102V104H79ZM85 102V101H84ZM119 102V101H118ZM121 102V100H120ZM178 102V101H176ZM32 103V102H30ZM43 103V102H41ZM76 103V102H75ZM114 103V102H113ZM131 103V102H130ZM134 103V102H133ZM160 103V102H159ZM162 103V102H161ZM195 103V102H194ZM57 104V103H56ZM61 104V102H60ZM66 104V103H64ZM69 104V103H68ZM74 104V103H73ZM72 104V105H73ZM80 104H83L80 103ZM108 104V103H107ZM128 104V103H127ZM163 104V103H162ZM190 104V103H189ZM59 105V104H58ZM57 105V106H58ZM63 105V104H62ZM77 105V104H76ZM104 105V104H103ZM124 105V104H122ZM132 104H130L131 106ZM136 105V104H135ZM134 105V106H135ZM138 105V104H137ZM159 105V104H158ZM161 105V104H160ZM164 105V104H163ZM191 105V104H190ZM194 105V104H193ZM43 106V107H42ZM78 106V105H77ZM171 106V105H170ZM189 106V105H188ZM59 107H62V106H59ZM80 107V106H79ZM133 106H131L132 108ZM76 108V106H75ZM136 108V107H135ZM172 108V107H171ZM176 108V106H175ZM70 109V108H69ZM115 109V108H114ZM173 109V108H172ZM170 109V110H172ZM177 109V108H176ZM180 109V108H178ZM250 109V108H249ZM71 110V109H70ZM78 109H76L75 111H77ZM85 110V109H84ZM87 110V109H86ZM169 110V112H170ZM206 110V109H205ZM53 111V112H54ZM74 111V114H77L76 112ZM115 111V110H114ZM175 111V110H173ZM52 112V113H53ZM65 112V111H64ZM69 112V111H68ZM85 112V111H84ZM116 112V111H115ZM168 112V111H167ZM87 113V112H86ZM141 113V112H140ZM166 113V112H165ZM186 113V112H185ZM261 113V112H260ZM54 114V113H53ZM71 114V113H70ZM174 114V113H173ZM57 115V114H56ZM60 115V114H59ZM111 115V114H110ZM120 115V114H119ZM154 115V114H153ZM161 115V113H160ZM186 115V114H185ZM202 115V113H201ZM73 116V115H72ZM95 116V115H94ZM123 116V115H121ZM127 116V115H126ZM124 116V117H126ZM164 116V114H163ZM171 112L169 114H167L165 120L163 121L162 123V126L161 127H166V126H169L168 123H169V119H171ZM54 117V116H53ZM120 118V121H122V117L120 116H117ZM149 117V116H148ZM147 117V118H148ZM254 117V116H253ZM67 117H65V121L63 122V126L59 127L57 129V132L60 136V133H63L64 134V131L66 129H69V131L71 132L70 134V138H71V142L74 144H76V137L77 135H80L78 137H80L79 139H81V135L83 134V132H81L79 134V132L77 133L74 129V122L73 124L71 122L67 123L66 122V119ZM112 118V117H111ZM115 118V117H114ZM118 118V119H119ZM163 118V117H162ZM182 118V117H181ZM205 118V117H204ZM56 119V118H55ZM117 119V120H118ZM132 119V118H131ZM130 119V120H131ZM153 119V118H152ZM77 120V119H76ZM91 120V119H90ZM93 120V119H92ZM91 120V122H93ZM115 120V119H113ZM174 121V119H172ZM180 120V118H179ZM190 120V119H189ZM257 120H260L257 119ZM256 120V121H257ZM97 121V120H96ZM106 121V120H105ZM119 121V122H120ZM125 121V120H124ZM128 121V120H127ZM125 121V122H127ZM181 121V120H180ZM255 121V122H256ZM263 119H261V121H258V122H262ZM62 122V121H61ZM78 122V121H77ZM103 122V121H102ZM116 123V121H114ZM119 122L117 121L116 125L119 126ZM134 122V121H133ZM172 122V121H171ZM184 122V121H183ZM206 122V121H205ZM76 123V122H75ZM95 123V122H94ZM108 123V122H107ZM132 123V122H131ZM161 123V122H160ZM173 123V122H172ZM204 123V122H203ZM252 123V122H251ZM264 123V122H262ZM261 123V125H263ZM72 124V125H71ZM91 124V123H89ZM87 123V126L89 125ZM104 125V123H102ZM106 124V122H105ZM110 124V123H109ZM129 124V122H128ZM138 124V122H137ZM136 124V125H137ZM148 124V122H147ZM170 124V123H169ZM206 124V123H205ZM256 124V123H255ZM259 125V123H257ZM54 125V124H53ZM76 125V124H75ZM77 125H80V124H77ZM92 127H93V124H91ZM90 125V126H91ZM115 125V126H116ZM121 125V123H120ZM126 125V124H125ZM131 125V124H130ZM134 125V126H136ZM145 125V124H144ZM193 125V124H192ZM56 126V125H55ZM109 126V125H108ZM114 126V127H115ZM124 126V124L122 125ZM121 126V127H122ZM127 126V125H126ZM125 126V127H126ZM129 126V125H128ZM138 126V125H137ZM146 126V125H145ZM149 126V125H148ZM209 126V125H208ZM264 126V125H263ZM83 127V126H82ZM85 127V126H84ZM123 127V129L125 128ZM157 127V126H156ZM171 127V125H170ZM79 128V126L77 127ZM94 128V127H93ZM104 128V126L102 127ZM110 128V127H108ZM107 128V129H108ZM130 128V127H129ZM133 128V127H132ZM144 128V126L142 127V129ZM168 128V127H167ZM260 128V126L258 127ZM256 128V129H258ZM56 129V128H55ZM85 129V128H84ZM91 129V128H90ZM100 129V127H99ZM119 129H120V126H119ZM140 129V128H138ZM145 129V128H144ZM143 129V130H144ZM185 129V128H184ZM77 130V129H76ZM103 130V129H102ZM112 130V129H111ZM116 130V129H115ZM121 130V129H120ZM141 130V129H140ZM148 130V129H147ZM188 130V129H187ZM253 130V129H252ZM51 131H54V130H51ZM80 131V130H79ZM91 131V130H90ZM93 131V130H92ZM96 131V130H95ZM94 131V132H95ZM107 131V130H106ZM110 131V130H109ZM117 131V130H116ZM119 131V130H118ZM146 131V130H145ZM154 131V130H152ZM196 131V130H195ZM240 131V130H239ZM261 131V130H260ZM263 131V130H262ZM67 132V130H66ZM112 132V131H111ZM120 132V131H119ZM118 132V134H119ZM151 132V131H150ZM259 132V131H258ZM264 132V131H263ZM52 133V132H51ZM54 133V132H53ZM77 133V135H76ZM89 133V132H88ZM87 133V134H88ZM136 133V131H135ZM254 133V132H252ZM256 133V132H255ZM49 134V133H48ZM93 133H91L92 135ZM129 134V133H127ZM138 134V133H137ZM196 134V133H195ZM240 134V133H239ZM54 135V134H53ZM66 135H68L66 133ZM111 135V134H110ZM169 135V134H168ZM246 135V133H245ZM248 135V134H247ZM251 135V134H250ZM249 135V136H250ZM255 135V134H254ZM42 136V137H41ZM89 136V135H88ZM99 136V135H98ZM105 136V135H104ZM120 136V135H119ZM140 136V135H139ZM152 136V135H150ZM149 136V137H150ZM241 136V135H240ZM257 136V135H256ZM56 137V136H55ZM85 137V136H84ZM91 137V136H90ZM90 137H88L89 140H92L93 138L90 139ZM113 137V136H112ZM111 138V140H113L114 138ZM69 138V137H68ZM69 138V139H70ZM83 138V137H82ZM108 138V137H107ZM118 138V136H117ZM128 138V137H127ZM130 138V137H129ZM156 138V137H155ZM154 138V139H155ZM245 138V136H244ZM37 139V140H35ZM68 139V140H69ZM86 139V138H84ZM98 139V138H97ZM109 139V138H108ZM139 139V138H138ZM153 139V140H154ZM208 139V138H207ZM256 139V138H255ZM264 139V133L258 137L255 142H251L253 144H250L248 141V144L249 145L247 147L246 150L240 152V153H236L233 158L231 159V165L233 167H235V165H239L240 163L242 162H245V161H242L244 158L248 157L249 159L252 158L256 152V149L259 148V146H261L262 144L261 141H263ZM83 140V139H82ZM88 140V141H89ZM96 140V139H95ZM141 140V139H140ZM254 140V138H253ZM87 141L86 140H83ZM94 141V140H93ZM118 141V140H117ZM116 141V142H117ZM139 141V140H138ZM148 141V139L146 140ZM145 141V142H146ZM194 141V140H193ZM239 141V139H238ZM243 141V139H242ZM249 141H250V138H249ZM90 142V141H89ZM88 142V143H89ZM100 142V141H99ZM132 142V141H131ZM141 142V141H140ZM187 142V141H186ZM240 142V141H239ZM238 142V143H239ZM50 143V142H49ZM98 143V142H97ZM106 143V141H105ZM91 144H92V141H91ZM108 144V142H107ZM241 144V143H240ZM239 144V145H240ZM245 144V143H244ZM88 145V144H87ZM90 145V143H89ZM105 145V144H103ZM122 145V144H121ZM120 143H119V146L121 147ZM148 145H150L148 143ZM190 145V144H188ZM193 145V144H192ZM220 145V144H219ZM243 145V144H242ZM264 145V144H263ZM79 146V145H78ZM102 146V145H101ZM152 146V145H151ZM241 146V145H240ZM72 147V146H71ZM106 147V146H105ZM186 147V146H185ZM242 147V146H241ZM119 148V147H118ZM151 148V147H150ZM149 148V149H150ZM172 148V146H171ZM236 148V146H235ZM36 149V147L34 148ZM33 149V151H34ZM106 149V148H105ZM146 149V147L144 148ZM184 149V148H182ZM192 149V148H191ZM241 149V148H240ZM264 149V148H263ZM102 149H99V151H101ZM104 150V149H103ZM114 150V149H113ZM123 150V148H122ZM151 150V149H150ZM150 150H147V151H150ZM181 150V149H180ZM234 150V149H233ZM260 150V148L258 149ZM32 151V153H33ZM98 151V152H99ZM109 151V150H107ZM106 151V152H107ZM130 151V150H129ZM169 151V150H168ZM229 151V150H228ZM240 151V150H239ZM105 152V150H104ZM103 152V153H104ZM118 152V151H117ZM115 152L117 155L118 153ZM123 152V151H122ZM132 152V151H131ZM134 152V151H133ZM152 152V151H151ZM187 152V151H186ZM218 152V151H217ZM225 152V150H224ZM259 152V151H258ZM114 153V154H115ZM219 153H222L223 152H220ZM227 152H225L226 154ZM230 155H231V152H229ZM228 153V157L230 156ZM257 153V152H256ZM93 154V153H92ZM105 154V153H104ZM108 154V152H107ZM123 154V153H122ZM182 154V153H181ZM186 154V153H185ZM221 154V155H222ZM106 155V154H105ZM188 155V154H187ZM201 155V154H200ZM206 155V154H205ZM212 155V154H210ZM62 156H63V153H62ZM130 156V155H129ZM128 156V157H129ZM136 156V155H135ZM175 156V155H174ZM184 156V155H183ZM194 156V155H193ZM213 156V155H212ZM219 156L218 155H215ZM223 156V155H222ZM220 156L218 158V160L222 157ZM263 156V155H262ZM69 157V156H68ZM120 157V156H119ZM132 157V156H131ZM130 157V158H131ZM173 157V156H172ZM171 157V158H172ZM186 157V156H184ZM210 157V156H209ZM133 158V157H132ZM140 158V157H139ZM193 158V157H192ZM205 158V157H204ZM224 158L226 159L227 156H224ZM256 158V157H255ZM105 159V158H104ZM119 159V158H118ZM188 159V158H187ZM200 159V158H199ZM254 159V158H253ZM59 160V159H58ZM121 160H122V157H121ZM182 159L180 158V161ZM216 160V158H215ZM222 160V159H221ZM125 161V159H124ZM133 161V160H132ZM170 161H173V158L172 160H169L168 162ZM174 161L178 162L179 159L176 158L174 159ZM173 161V162H174ZM183 161V160H182ZM189 161V160H188ZM195 161V160H194ZM226 161V160H225ZM129 162V161H127ZM137 161L135 160V163ZM167 162V163H168ZM173 162H172V165H173ZM185 162V161H184ZM183 162V163H184ZM190 162V161H189ZM213 162V161H212ZM211 162V163H212ZM218 162V161H217ZM219 162H223V161H219ZM104 163V164H103ZM118 163V162H117ZM116 163V164H117ZM131 163V161H130ZM142 163V162H141ZM182 163V162H181ZM180 163V164H181ZM182 163V164H183ZM192 163V162H191ZM201 163V162H200ZM209 163V161L207 162ZM224 163V162H223ZM246 163V162H245ZM264 163V162H263ZM171 164V163H170ZM177 164V163H176ZM179 164V163H178ZM179 164V165H180ZM189 164V163H188ZM204 164V163H203ZM221 165H223L222 163H220ZM230 164V163H229ZM243 164V163H242ZM253 164V163H252ZM128 165V163H127ZM169 165V163H168ZM258 165V164H257ZM129 166V165H128ZM138 166V165H137ZM136 166V167H137ZM146 166V165H145ZM175 167V165H173ZM171 166V167H173ZM178 166V165H177ZM176 166V167H177ZM189 166V165H188ZM187 166V168H188ZM201 166V164L199 165ZM205 166V165H204ZM214 166V165H213ZM227 167H229L227 164H226ZM259 166V165H258ZM73 167L74 168V177H73V185L72 187L70 188V190L68 191V193L65 192L64 188L65 186L67 185L66 184V181H63L61 182L60 178L63 176L65 177L66 173L68 172V170H70V168ZM133 167V166H132ZM131 167V170L132 172L136 169L133 170ZM170 167V169H172ZM183 167V166H182ZM219 167V166H218ZM237 167V166H236ZM144 168V167H143ZM184 168V167H183ZM181 168V169H183ZM201 168V167H200ZM242 168V167H241ZM154 171H153V170ZM169 169V168H168ZM186 169V168H185ZM184 169V170H185ZM230 169V168H229ZM247 169V168H246ZM257 169V168H256ZM161 170V169H160ZM190 170V169H189ZM196 170V169H195ZM205 170V169H204ZM224 170V169H223ZM227 170V169H226ZM234 170V169H233ZM258 170V169H257ZM256 170V171H257ZM164 171V169H163ZM186 171V170H185ZM221 171V169H220ZM15 172V170H14ZM99 172H102V176L98 177V180H96V182H94L92 180V177H94L96 175V178L99 174ZM132 172H130V174H133ZM142 172V170H141ZM154 172V174H153ZM183 174L184 171H182ZM229 172V171H227ZM235 172V171H234ZM140 173V171H139ZM167 173H170V171L168 170ZM232 173V172H231ZM246 173V172H244ZM254 173V171H253ZM258 173V172H257ZM256 173V174H257ZM142 175V173H140ZM188 174V173H187ZM264 174V173H263ZM68 175V174H67ZM100 175V174H99ZM116 175V176H117ZM140 175V176H141ZM170 175V174H169ZM205 175V174H204ZM237 175H239V173L237 174H229L228 176L226 175L225 178L226 180L228 181V179H231V178H235L237 179ZM259 175V174H258ZM257 175V176H258ZM18 176V175H17ZM61 176V177H60ZM115 177V175H112ZM126 176V178H127ZM136 176V175H135ZM188 176V175H187ZM217 176H220V175H217ZM85 177V178H84ZM129 177V176H128ZM144 177V178H145ZM181 177V176H180ZM190 177H191V174H190ZM207 177V176H206ZM205 177V178H206ZM222 177L224 178L223 176V173H222ZM245 177V176H244ZM251 177V176H250ZM139 178V177H138ZM189 178V177H188ZM225 178L224 180H222L221 182L225 181ZM118 179V178H116ZM129 179V178H128ZM137 179V178H136ZM143 179V178H142ZM141 179V180H142ZM179 179V178H178ZM234 179V180H235ZM245 179V178H244ZM247 179V178H246ZM251 179V178H250ZM66 180V179H65ZM68 180V179H67ZM140 180V178H139ZM161 180V179H160ZM161 180V182H162ZM186 180V179H185ZM241 180V179H240ZM258 180V179H257ZM119 181H120V178H119ZM127 181V179H126ZM159 181V182H158ZM195 181V180H194ZM256 181V180H255ZM121 182V181H120ZM125 182V181H123ZM131 182V181H130ZM137 182V181H136ZM135 182V184H136ZM146 182V183H147ZM192 182V181H191ZM208 182V181H207ZM240 182V181H239ZM243 182V181H241ZM240 182V183H241ZM247 182V181H246ZM257 182V181H256ZM122 183V182H121ZM209 183V182H208ZM207 183V184H208ZM211 183L212 180H211ZM239 183V184H240ZM124 184V183H123ZM202 184V183H201ZM210 184V183H209ZM217 184H219V182H217ZM221 184V183H220ZM238 184V183H237ZM258 184V183H257ZM64 185V186H63ZM126 185V183H125ZM137 185V184H136ZM189 185V184H188ZM200 185V184H199ZM242 185V183H241ZM245 185V184H244ZM243 185V186H244ZM254 185V184H253ZM121 186V187H120ZM133 186V185H132ZM175 186V187H174ZM203 186V185H202ZM213 185H210L209 187V190H211L210 188L212 187ZM247 186V185H246ZM250 186V185H249ZM252 186V185H251ZM257 186V185H256ZM64 187V188H63ZM200 187V186H199ZM214 187V186H213ZM222 187V186H221ZM238 187V185H237ZM3 188V186H2ZM217 188V187H216ZM220 188V187H219ZM218 188V189H219ZM235 188V187H234ZM232 188V190L234 189ZM242 186L239 185V187L237 188L238 192H239V189H241ZM66 189V188H65ZM137 189V188H136ZM213 189V188H212ZM250 189V188H249ZM248 189V190H249ZM3 190V189H2ZM236 190V189H235ZM245 190V189H244ZM243 188H242V191L244 193H246V191H244ZM1 191V190H0ZM127 191L129 192H134V197H135V200L134 202L131 204V206L124 210L123 207L121 206H116L115 205V208L113 206L110 205V202H111V198L114 197V194L115 195H118L120 197H123L124 196H128L127 194ZM180 191V190H179ZM227 191V189H226ZM224 190V192H226ZM205 192V191H204ZM218 192V191H217ZM241 192V190H240ZM242 192V193H243ZM180 193V192H179ZM233 193V192H232ZM130 194V193H129ZM188 194V193H187ZM203 194V193H202ZM200 194V196L203 197V195ZM208 194V193H206ZM225 194V193H223ZM221 193L220 195V198H222V196L224 197ZM236 194V192H235ZM241 193H239L240 195ZM205 195V194H204ZM219 195V194H217ZM229 195H231V193H229ZM229 195H226L229 196ZM117 196V197H118ZM139 196V195H138ZM209 196V195H207ZM183 197V196H182ZM187 197V196H186ZM201 197V200L203 199ZM205 197V196H204ZM213 197V196H212ZM218 197V196H217ZM217 197L215 199H217ZM128 198V197H127ZM193 198V197H192ZM206 198V197H205ZM225 198V197H224ZM241 198V197H240ZM228 198H225L223 199V204H227L226 201H227ZM116 200V199H114ZM205 200V199H204ZM187 201V200H186ZM210 201V200H209ZM217 200L213 201V202H216ZM219 201V200H218ZM251 201V200H250ZM115 202V201H114ZM122 202V201H121ZM126 202V201H125ZM128 202V201H127ZM175 201H172V204L174 203ZM181 203V200L179 201ZM178 202V203H179ZM189 202V201H188ZM221 202H222V199H221ZM244 202V201H243ZM124 203V202H123ZM179 203V204H180ZM187 203V202H186ZM201 203V202H200ZM188 204V203H187ZM195 204H196V201H195ZM206 204V203H205ZM210 204V203H209ZM221 205V203H219ZM231 204V202H230ZM233 204V203H232ZM240 204V203H239ZM126 205V203H125ZM208 205V204H206ZM217 205V202L215 204V206ZM235 206L237 205L238 206V203L237 204H234ZM169 206H171L169 204ZM188 206H190V204H188ZM193 206V204H192ZM212 206V205H211ZM214 206V205H213ZM212 206V207H213ZM230 206V205H229ZM228 206V207H229ZM232 206V205H231ZM194 207V206H193ZM207 207V206H206ZM211 207V208H212ZM225 208H221L219 209V211H215L212 213V216L216 217V219L219 217L220 214H225L223 212H225V210H227L226 206H223ZM168 207L166 206V210L168 211L167 209ZM186 208V207H185ZM191 208V207H189ZM188 208V209H189ZM195 208V207H194ZM77 209V211H76ZM164 209V210H165ZM192 209V208H191ZM201 209V208H200ZM199 209V211H200ZM203 209H204V206H203ZM207 208H205L206 210ZM213 209V208H212ZM229 209H233V208H229ZM164 210H162V212H164ZM175 210V209H174ZM194 210V209H193ZM211 210V209H210ZM221 210V211H220ZM166 211V212H167ZM171 211V210H170ZM169 211V212H170ZM190 211V209H189ZM213 211V210H212ZM235 211V210H234ZM77 212V213H75ZM204 211H202L203 213ZM210 212V211H209ZM207 213V212H206ZM227 213V211H226ZM231 213V212H230ZM230 213L228 215H230ZM234 213V212H233ZM232 213V214H233ZM76 214V215H74ZM155 214V215H154ZM158 214V216H157ZM235 214V213H234ZM206 215V214H205ZM207 215H210V213H207ZM221 215V216H223ZM227 215V214H225ZM157 216V217H156ZM174 216V215H173ZM190 216V215H189ZM233 216V215H232ZM124 217V218H123ZM172 217V216H171ZM210 217V216H209ZM214 217H210V218H214ZM236 217V216H235ZM139 218L140 220L138 221H135V219ZM161 218V217H160ZM179 218V217H178ZM178 218H176L178 220ZM206 218V217H205ZM124 219V220H123ZM172 219V218H170ZM174 220H176L175 218H173ZM204 219V218H203ZM208 219V218H207ZM215 219V221H216ZM223 219V218H222ZM235 219V218H234ZM128 221V225L127 223L123 224V221ZM173 221V220H172ZM130 222V223H129ZM183 222V221H182ZM214 222V221H213ZM259 222H262V223H259ZM178 223V222H177ZM257 223V224H256ZM260 225H259V224ZM125 225V226H124ZM59 226V225H58ZM122 226V230H120V227ZM257 230V229H256ZM263 230V229H261ZM63 231V230H62ZM99 232V231H102V234H100L99 232V235L100 237L98 238V241L95 243V246H94V252L91 253V251L89 252V250H87L89 247V235L93 232ZM252 231V230H251ZM250 231V232H251ZM254 231V230H253ZM260 231V229L258 230ZM73 232V233H74ZM249 232V233H250ZM256 232V231H255ZM130 233L133 234V238L137 243H138V247L137 248H134V247H130V248H134L133 250L129 249V243L127 242V236H128V240L129 239V236H130ZM259 233V232H257ZM261 233V232H260ZM175 234V236H174ZM262 234V233H261ZM95 235V234H94ZM172 235L174 236V238L172 239ZM177 235V236H176ZM260 235V234H259ZM91 236V235H90ZM171 236L168 240L167 238ZM256 236V235H255ZM70 237V236H69ZM113 237L117 238V240L115 242H113ZM110 238H112V240H109ZM247 238H249L247 240ZM167 240V241H164V240ZM255 239H257L255 237ZM109 241H112V242H108ZM132 241V240H131ZM132 243V242H130ZM91 244V243H90ZM135 244V243H134ZM181 244V245H180ZM75 245V249L76 250H72L74 249V246ZM133 245V244H132ZM148 245V246H147ZM169 248V245L166 244ZM136 246V245H135ZM166 246V247H167ZM91 248V246H90ZM167 248V249H168ZM164 249V248H163ZM78 250V251H77ZM165 250V249H164ZM73 251V252H72ZM115 251V252H114ZM262 251V252H263ZM159 252V251H157ZM261 252V251H259ZM110 253V254H112ZM155 253V252H153ZM161 253V252H160ZM164 253V252H163ZM201 253V254H200ZM113 254V255H114ZM162 254V253H161ZM166 254V253H165ZM156 255V254H154ZM164 255V254H163ZM157 256V255H156ZM160 256V255H159ZM165 256V255H164ZM168 256V255H167ZM154 257V256H153ZM109 258V257H108ZM125 258V257H124ZM122 257H120L121 260L124 259ZM163 258V257H162ZM185 258H192L194 259L192 262L190 260L186 261ZM214 258V259H215ZM112 259V258H111ZM109 258V260H111ZM119 259V260H120ZM133 259V257H132ZM156 259V258H155ZM119 260H114V261H111L110 264H130L131 262L128 261L126 258L124 262L123 261H119ZM147 260V259H146ZM160 260V259H159ZM164 260V258H163ZM157 261V260H156ZM122 262V263H121ZM155 262V261H153ZM160 262V261H159ZM162 262V261H161ZM231 262V263H232ZM149 263V262H148ZM147 263V264H148ZM156 263V262H155ZM154 263V264H155ZM164 263V262H163ZM165 263V264H166ZM66 264V262H65ZM144 264V263H143ZM159 264V263H157Z\"/></svg>", "mask_w": 264, "mask_h": 264}]
</instances>
